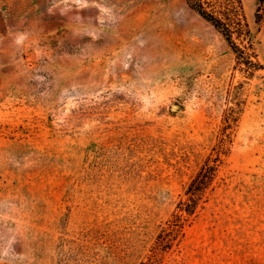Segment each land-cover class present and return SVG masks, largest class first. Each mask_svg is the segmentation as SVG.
<instances>
[{
    "label": "rangeland",
    "instance_id": "rangeland-1",
    "mask_svg": "<svg viewBox=\"0 0 264 264\" xmlns=\"http://www.w3.org/2000/svg\"><path fill=\"white\" fill-rule=\"evenodd\" d=\"M242 5L264 65V11ZM246 73L185 0H0V264L146 261L231 108L157 264H264V69Z\"/></svg>",
    "mask_w": 264,
    "mask_h": 264
},
{
    "label": "trees",
    "instance_id": "trees-1",
    "mask_svg": "<svg viewBox=\"0 0 264 264\" xmlns=\"http://www.w3.org/2000/svg\"><path fill=\"white\" fill-rule=\"evenodd\" d=\"M187 6L196 12L218 31L229 48L236 56L239 69L252 75L254 71L264 69V65L254 60L251 32L244 14L242 0H185ZM255 20L261 18L259 12L264 11V0H257ZM248 50V51H246ZM234 109H229L221 120L216 141L197 172L190 179L184 191L185 198H181L170 218L161 227L151 248V254L146 261L139 264H157L160 257L171 249L183 232L188 219L205 202V195L211 189L222 158L226 157L232 142L234 127Z\"/></svg>",
    "mask_w": 264,
    "mask_h": 264
}]
</instances>
